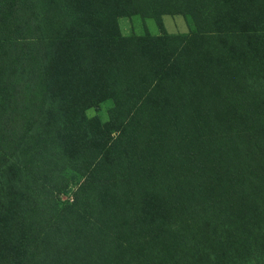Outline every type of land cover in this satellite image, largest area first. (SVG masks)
Listing matches in <instances>:
<instances>
[{
  "label": "trees",
  "instance_id": "obj_1",
  "mask_svg": "<svg viewBox=\"0 0 264 264\" xmlns=\"http://www.w3.org/2000/svg\"><path fill=\"white\" fill-rule=\"evenodd\" d=\"M0 264H264V0H0Z\"/></svg>",
  "mask_w": 264,
  "mask_h": 264
},
{
  "label": "rangeland",
  "instance_id": "obj_2",
  "mask_svg": "<svg viewBox=\"0 0 264 264\" xmlns=\"http://www.w3.org/2000/svg\"><path fill=\"white\" fill-rule=\"evenodd\" d=\"M163 22L165 25V28L168 32L176 33V32H185L187 31V25L185 19L181 15L177 16H170L165 15L163 17ZM120 28L124 34H129L131 32H143L146 28V24L148 25V29L152 33H158L159 27L154 19H147L143 20L139 16H133L131 18L121 17L119 20ZM108 104H102L100 106L91 108L87 111V114L89 116L94 115H100L103 119H106ZM68 196H65L63 198H67Z\"/></svg>",
  "mask_w": 264,
  "mask_h": 264
}]
</instances>
